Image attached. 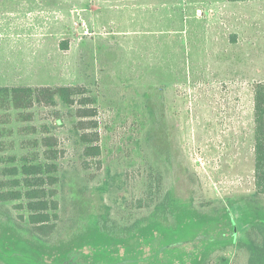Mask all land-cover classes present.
Here are the masks:
<instances>
[{"label": "rangeland", "instance_id": "obj_1", "mask_svg": "<svg viewBox=\"0 0 264 264\" xmlns=\"http://www.w3.org/2000/svg\"><path fill=\"white\" fill-rule=\"evenodd\" d=\"M193 2L0 0V87L85 88L96 99L90 131L100 147L98 156H83L78 119L62 105L34 106L28 122L11 112L0 124L12 132L0 138L7 145L0 155L27 153L22 141L40 139L44 127L61 150L56 233L46 242L30 237L27 211L5 204L1 263L243 264L248 231L264 226L253 154L264 13L253 3L244 17H228L225 6L216 12ZM23 127L36 133L22 135ZM156 173L181 227L191 225L189 238L153 225L125 239L98 232V214L136 212Z\"/></svg>", "mask_w": 264, "mask_h": 264}, {"label": "trees", "instance_id": "obj_2", "mask_svg": "<svg viewBox=\"0 0 264 264\" xmlns=\"http://www.w3.org/2000/svg\"><path fill=\"white\" fill-rule=\"evenodd\" d=\"M58 105L68 108L70 116L78 119L75 129L81 132L76 133V136L78 144L83 146V156H98L100 147L94 145L98 138L94 132L97 129L94 119L97 112L96 99L82 87H0V124L11 122V112H16V122H28L32 115L26 111L34 106ZM61 122L60 118H56L57 125ZM19 133L30 135L36 131L33 127H23L19 129ZM10 135V130L0 129V138ZM253 138L254 187L257 194L264 195V82L257 83L253 89ZM57 145L58 139L49 135L44 127L40 139L22 141V149L28 150L27 153L19 158L12 154L0 155V208H4L8 203L20 202L17 208L28 213L29 236L42 242L50 240L56 233L54 222L58 210V201L55 199L59 172L57 162L61 158V150ZM6 146V143L0 141V153L6 150ZM9 146L12 149L13 143ZM156 174V177L150 176L151 180H148L142 196L134 201L133 208L136 212L115 217L98 214V232L111 238L125 239L153 225L171 238L173 236L170 234H177L178 241L189 238L188 233L184 234V226L189 228L191 225L185 224L181 227L182 223H179L175 214L170 190L165 189L160 174ZM189 207L193 212L199 213L191 196ZM247 236L249 243L245 246L247 251L242 257L243 264H262L264 226L254 225ZM219 249L226 251L229 246Z\"/></svg>", "mask_w": 264, "mask_h": 264}, {"label": "crops", "instance_id": "obj_3", "mask_svg": "<svg viewBox=\"0 0 264 264\" xmlns=\"http://www.w3.org/2000/svg\"><path fill=\"white\" fill-rule=\"evenodd\" d=\"M260 2H264V0H255V1H239V2H230L228 0H196V2H193L191 5L202 7V5H207L211 7L212 11H216L219 9V7L225 6L227 8V15L228 17H244V10H246L249 6V4L257 3L258 4V13H264V5H260ZM196 10L199 12V8H196ZM235 11L237 14H240L237 16L235 14ZM260 16V14H259Z\"/></svg>", "mask_w": 264, "mask_h": 264}]
</instances>
